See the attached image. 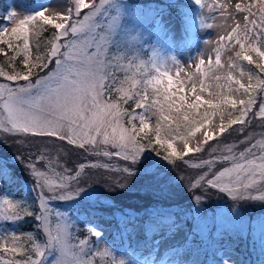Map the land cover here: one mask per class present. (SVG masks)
<instances>
[{
    "label": "snow or ice",
    "instance_id": "obj_1",
    "mask_svg": "<svg viewBox=\"0 0 264 264\" xmlns=\"http://www.w3.org/2000/svg\"><path fill=\"white\" fill-rule=\"evenodd\" d=\"M110 2L111 0H99V3L89 4L86 0H74V8H69L66 14L57 12L55 16H49L43 12H38L34 16L23 17L18 23L13 16L11 22L15 23V26L11 28V35L7 39L9 30H0V44H6L14 53L20 54L22 52L24 57L22 61L23 72L13 69L11 73H7L0 70V77L9 82H25L17 83L14 86H10L8 83H0V108L3 109V112L0 113V128H3L5 132L31 133L33 141L40 137L55 138V140L65 142L57 145L55 141L41 139L35 162L29 160L27 163V167L36 181L38 211L26 208L7 198H0V219L23 218L21 213L23 216H34L39 222L38 226L43 228L48 237L47 243L41 247L34 244L31 234H25L24 239L27 240V244L21 249L20 243L15 242L21 241L22 238L13 235L11 240L14 243L11 248L7 244L0 245V247L3 248L4 252H22L24 258L8 261L6 264H40L41 259L33 260L30 254L34 251L36 256L43 257L47 248L52 246H55L58 251V256L53 264H92L91 258L87 261L81 258L88 242L80 240L78 245H70L66 225L60 222V214H57V223L54 227L49 220L51 210L47 206L48 200L72 199L83 191L82 184L95 182L82 178V174L86 175L84 163H78L75 167H68L61 162L60 155L66 150L67 145H72L73 149H68V151L82 149L89 156L97 158L119 157L121 161L126 163L123 167H116L115 171L121 175L127 174L125 177L127 178L133 174V167L139 161L141 153L152 144V137L147 138V144H141L138 140L140 134L146 135V130L150 127L148 123H145L143 117L140 118L138 129L134 126L124 128L120 124L123 115L128 116L129 125H133L137 117L133 116L131 112H122L117 104L106 103L103 100L105 91L111 92L115 87L113 72L115 70L131 72L139 57L138 54L131 57L121 54L109 58L108 52L110 51L113 32L118 26L119 16H111L104 25L98 24L95 18L108 15L105 6L109 5ZM196 2L199 3V0ZM257 6L260 13L259 20L254 18L256 13L252 12V9ZM219 7L222 16H224L226 5L221 4ZM83 9L90 10L80 18ZM235 9L237 12L248 13L243 17V29L237 24L226 34L229 40L235 37L237 38L236 42L240 44L241 52H237L236 55L240 57L242 53L254 52L261 61H264V50L255 46L257 42L264 46V0H253V3L249 5L236 3ZM73 12H75V18H73ZM37 18L44 25H52L57 30L55 40L59 41L66 37L67 41L64 44L51 43V50L46 58H55L56 69L46 75H37L33 81L31 77L34 75V69L43 70L48 67L46 63H37L44 59L38 54L35 58L37 62H33L31 59L29 28L25 26L36 21ZM207 27H211V25H207ZM257 28L260 31H257ZM16 39L22 40V46L15 44ZM224 40L225 36H221L220 41ZM244 41H252V43L246 45ZM62 48L65 50L61 51ZM0 54H4L2 48H0ZM15 58V55L11 57L12 60ZM121 59H129L130 62L128 65H123L119 62ZM242 59L248 63H253L249 54H243ZM202 63L203 60L196 65L198 71ZM220 63L219 49H217L215 64L220 65ZM140 64H143V61H140ZM228 67L230 71L226 79L229 82H234L239 86V89H243L248 94L247 101L229 99L219 91L210 92L209 95L213 99L205 100L197 94L194 86L190 90L194 98L189 101L186 95L179 94L185 91L183 82L173 80V77L167 72L161 73V78H153V80L143 82L146 86L149 84L162 85L164 81H167V87L162 92L159 87L155 88L157 99L153 100L152 105L147 103V98L143 95H140L139 99L136 100V107L145 108L146 111H150L154 105L159 103L158 112L160 120L164 123H158L154 130L155 143L157 145L166 143V150L170 152V155L163 156L165 160L175 164L173 157L201 152L204 144L215 139L217 135L222 136L237 123L241 127L232 130L241 133L245 131L244 126L249 123L247 117L252 113L253 105L256 102L251 93L257 88L261 93H264V80L249 72L248 83H241L240 79L234 78L231 74V69L238 67V65L229 64ZM256 67L264 72V63H256ZM109 69H113V72H110ZM243 75L244 72L241 71V76ZM219 79L220 77H217V80ZM253 79L256 83H252ZM108 80H112L113 83H107ZM119 83L120 87L116 91L121 93V98L125 101L134 99L133 90L137 89L138 83L135 79V73L132 77L126 75L125 79ZM222 87L225 86L217 85V88ZM173 88L178 89V91H172ZM226 90L232 92L233 88L228 85ZM145 91H147L146 87ZM200 91H205L203 84H201ZM140 101L144 102L141 103ZM223 105L232 108H237L239 105L237 108L239 116L224 122ZM201 108H204L203 112L200 111ZM165 113L168 114L165 115ZM212 115L220 117L221 123L218 127L211 126ZM253 115L261 118V126L264 127V99L260 102L259 111ZM169 121L175 124L176 129H179L182 124L189 128L187 135H179L178 133L179 139L183 142L180 152H177L171 140L165 141L162 138V134L168 135L173 130ZM109 129L111 132L108 131ZM201 129H203V140L199 141L198 146H192L190 144L191 136ZM260 135L264 136V133ZM253 139H255L253 134L246 135L244 140L240 141V144L245 145V147L238 153L235 151V145H225L223 152L226 154L214 157V160L229 162L230 166L223 167L220 171H215L212 168L213 161H201L199 165H193V167L200 168L207 166L208 171L199 175L198 178L194 177L195 183L189 180L190 187L194 189L197 186L200 188L211 186L227 193L234 199H264V140H257L252 143ZM49 143L55 151V156L49 150ZM100 145H111V150L107 147L101 148ZM153 151L160 155L158 150L153 149ZM144 163L147 164L148 161L145 160ZM184 163L187 164L188 161L185 160ZM175 166L178 165L175 164ZM41 167L44 169L43 171H41ZM91 167L112 171L113 164L111 162L95 163ZM106 183L109 187L113 184L118 187H125L119 177L111 175L106 178ZM253 191L261 194L253 195ZM46 192L48 195H45ZM194 198L199 200L202 197L194 196ZM88 231L93 236L98 237L100 235L91 228ZM28 245H33V247L30 248ZM88 251L91 252V249L88 248ZM97 254L92 252V256ZM99 254L108 255L109 253L104 250ZM113 264H122V261L116 262L114 260Z\"/></svg>",
    "mask_w": 264,
    "mask_h": 264
},
{
    "label": "rangeland",
    "instance_id": "obj_2",
    "mask_svg": "<svg viewBox=\"0 0 264 264\" xmlns=\"http://www.w3.org/2000/svg\"><path fill=\"white\" fill-rule=\"evenodd\" d=\"M54 1L55 0H7L6 2L9 6L5 21L0 24V30H9V36L6 37L7 39L11 35V28L15 26V23L11 22V18L13 16H15V20L18 23V21L23 17L34 16L38 12H43L45 15L49 16H55L57 12H64L66 14L69 8H74V0H59L58 4H56ZM184 1L191 2L193 0ZM86 2L99 3V0H86ZM144 2H151V0H111L110 4L105 6L108 15L97 16L95 18L98 24L104 25L111 16H119L118 26L113 32L112 43L110 45V51L108 52L109 58L119 56L121 54L130 57L138 50V46H142V48H145L148 51V59L154 68L153 73L148 78H146V80L161 78L160 74L167 72L173 77V80H179L183 82L185 91L179 94L186 95L189 101L194 98L190 91L193 86L196 88L197 94L201 95L205 100L213 99V97L209 95L210 92L219 91L229 99L247 101L249 98L248 94H246L243 89H239V86L234 82H229L226 79L230 71L228 67L229 64L238 65V67L231 69V74L234 78L240 79L241 83H248V73H253L251 71V67L256 70L259 78L264 80V72L260 71V69L256 67V63H264V61H261L259 57L255 59L252 56L256 55L254 52L242 53V55L249 54L252 56L253 63L249 64L247 61H244L242 59V55L240 57L236 55L237 52H241L240 44L236 42L237 38L234 37L233 39L229 40L226 36V34L230 32L231 29L237 24L240 25L241 29H243V17L248 15V13L237 12L235 9V4L241 3L244 5H249L253 3V0H199L195 12V26L194 30H192L194 38L189 41L184 38V22L180 23L174 16L166 11L158 16L153 25H146L149 14L140 9ZM221 4L226 5L224 16H222L219 7ZM89 10L90 9H83L81 11L80 18H82L83 15ZM252 12L256 13L254 18L259 20V7H254ZM224 17L229 18L225 19ZM73 18H75V12H73ZM42 24L43 23L39 20V18H37L36 21L25 26L29 28V44L30 51L32 52V61L37 62L35 58L38 54L44 59L37 63H46L48 65V67L44 68L43 70L40 68L34 69V75L31 77L33 81L37 75H46L48 72L54 71L56 69L55 58H46L47 54L51 50V43L56 42L58 44H64L67 41L66 37L60 39L59 41L55 40L57 30L54 29L52 25H49L53 28V31L52 36L49 38L46 44L47 49L46 51L42 49L37 52V49L40 47L39 43H35V37ZM207 25H211V27H207ZM249 27H251V25H249ZM98 31H100V29H98ZM257 31H260V29L257 28ZM221 36H225L224 41H220ZM133 38L135 39L133 40ZM22 43L23 42L20 39L15 40V44L22 46ZM244 43L247 45L248 43H252V41H244ZM255 46L261 47L262 50H264V46L258 42L255 43ZM217 49H219V58L221 61L220 65L215 64V60L217 58ZM64 50L65 49L63 48L61 49V51ZM23 59L24 57L22 54V60ZM201 60H203V63L201 64L198 71L196 65L200 64ZM123 61L127 62L128 59H124ZM136 67L137 66L134 64L132 71L127 73L124 70H121L120 72L122 73V79L124 80L126 75L132 77L133 71L136 70ZM23 70L20 72H23ZM111 70L112 69H109V71ZM241 71L244 72L243 76H241ZM217 77H220V79L217 80ZM109 81L110 80H108L107 83ZM0 83H8L10 86H14L17 83L25 82H9L3 77H0ZM252 83H256L255 79H253ZM201 84L205 86V91L203 92L200 91ZM218 84L225 87L217 88ZM228 85L233 88L232 92H227L226 86ZM119 87L120 83L116 85V89ZM145 87L148 89V93H150L149 88L153 89L152 100H155L157 99L155 88L159 87L162 92L163 89L167 87V81H164L162 85L149 84L144 86L140 93L147 98L148 94L147 91H145ZM172 91L175 92L178 91V89L173 88ZM251 95L255 97L256 102L253 105L252 113H250L247 117L249 123L244 126L245 131L243 133L232 130L240 128L241 125L239 123L233 125L232 128L228 129L222 136L217 135L215 139L210 140L207 144H204L201 152L189 153L182 157H173L175 158V164L178 166H175L174 163H170L169 161L166 162L165 160H161L157 162L155 161L153 164L151 163L141 167H133L132 175L137 174L139 177H141L139 178L140 183H143L146 180L151 181L148 179V173L155 170L153 168L156 166L162 170L156 173V178L153 181L155 183L151 186L149 192L147 193L144 191V189H142L141 186H139L141 184H137L138 182L126 181V183H124L125 187H123V191L120 189V187L114 186L116 189L111 188V191L115 190L116 196L111 194V196L103 198L102 194L98 191H95L92 187L100 182V178L97 175L98 172L90 175L91 169H94L91 167V165L95 163L111 162L113 164L112 170H115L116 167H123L126 162L121 161L119 157L97 158L95 156H89L82 149L68 151V149H73V146L67 145L66 150L60 155L61 162L65 163L68 167H75L78 163H87L88 166L86 175L82 174V178L95 182H86L85 184H82L81 186L83 187V191L79 192V194L74 196L72 199H68L70 201L60 199L48 200L47 206L51 210L49 216L50 223L54 227L57 223V214H60V222L66 225L69 244L78 245L80 240H86L88 245L85 249V252L81 254V258L85 261L91 258L92 264H94L95 256L98 257L96 264H113L114 260L116 262L122 261V264H204L206 261L202 260V247L197 245V242L193 239V235H189V240L185 241L184 243L177 244L178 240H182L185 237L184 232L186 227H184L183 223H175L172 225L165 237L157 239L153 247H147L144 250L132 249V247L126 245H122L123 247L116 246L110 243L107 239V227L98 223H86L85 227L87 230L91 228L100 234L98 237L93 236L94 241L91 243V239L87 234L83 236H77L75 217L68 214L67 210L58 207V201L62 202L63 205L69 204V206H74L73 203L79 202H87L86 204H98L96 202H104L111 206H121L125 209V211H127L136 208V205L146 203L148 200L150 201L149 203H146L148 205L151 202L152 204H155L157 201L163 200L164 205L162 207H164V212L182 206L185 207L186 210L188 208L191 209L192 218L194 219L193 222L194 225H196L194 230L202 239V242L206 240V231L208 227H210L211 223H213L211 220L212 215L217 217L216 221H218L220 225L218 230L228 231L231 234H236L237 236H241L244 233L248 234L245 230V221L247 216L253 218L254 229L257 230L259 227L264 226V199L247 198L241 199L240 201L239 199L230 197L225 192L219 191L217 188H212L211 186L200 188L197 186V188L193 189L188 183L189 180L195 183V179H193L194 177L198 178L199 175L208 171L207 166L203 168L193 167V165H199L201 161H213L212 168L215 171H220L223 167L230 166L229 162L218 159L214 160V157H219L222 154H226L223 152L225 145H235V151L238 153L245 147V145L240 144V141L244 140L245 136L249 133L253 134L255 137L252 143H255L257 140H264V136L260 135L261 133H264V127L261 126V118L253 115L255 112L259 111V105L261 100L264 99V93H261L259 88H257L251 93ZM160 99L162 100V97H160ZM103 100L106 103H111L107 99V91H105L103 95ZM158 108L159 103L154 105L150 111H146L145 108H143L139 117L137 118L138 128L140 126L141 117L144 118L145 123L150 125L146 132L154 131L158 123L163 124L164 122L160 120ZM223 108L224 122H227L229 119L236 118L230 117L226 105H223ZM201 109L204 111V108ZM2 112L3 109L0 108V113ZM167 114L168 113H165V115ZM220 123V117L218 115H212L210 122L211 126L218 127ZM120 124L125 128L121 121ZM108 131L111 132V129ZM202 133L203 129L191 136L190 144L192 146H198L199 141L203 140ZM24 134L27 133L20 131L5 132L3 131V128H0V151L4 150L5 147L8 146L5 141H2L3 139L8 142L13 135L19 137L24 136ZM187 134L188 132L179 135ZM24 137L28 136L25 135ZM162 138L165 141L171 140L173 146L177 149V152H180L183 147L182 140L179 139L178 133H175L174 131L169 132L168 135L162 134ZM41 139L55 141L57 145L64 144L63 142L61 143V141L55 140V138L40 137L35 138L34 141L30 139L29 141H32L33 143H29L34 144L37 149ZM10 144H12L11 141ZM209 145H211V147H209ZM18 147L20 146L18 145ZM100 147H107L111 150V145H100ZM213 149H216V151H213ZM49 150L52 151V155L55 156V151L52 149L51 143H49ZM26 151L33 153V155L30 156H35L37 153V151H33L29 148ZM168 153L170 155L169 151ZM146 155L147 154H141L139 159L141 160L142 158L147 157ZM17 159H19V156L16 153H12L8 155V157L5 155L0 156V175L2 173V167L6 166L5 162L9 161L12 163V165H14L15 160ZM185 160L188 161L187 164L184 163ZM43 170L44 169L41 167V171ZM173 179H175L174 182L177 183L170 191L169 188L166 187L169 183L171 184L173 182ZM141 180H143V182ZM35 183L36 181L34 184L31 182H26L25 178L22 177V186L29 190L32 189L31 191H33L35 194L34 196L39 210V202L37 200L38 190L35 188ZM161 183H163V185H161ZM136 193L138 194L133 196ZM252 194L260 195L261 193L253 191ZM45 195H48V193L46 192ZM194 196L202 198L197 200L194 198ZM113 197H115L114 200ZM0 198H7L12 202L17 203V199L10 192L0 193ZM210 207H214L216 209L211 212L209 210ZM195 209L200 210L195 211ZM16 220L17 219H0V245L7 244L9 247L13 245L14 242L11 240V237L13 235L17 236L20 233V230L15 225ZM39 228L40 237L35 241L34 244L40 245L42 247L47 243L48 237L43 231V228ZM134 234H136V232H134L133 235ZM222 246L223 247L218 251V257L208 260L209 264H236L238 261V256L231 247V242L225 240L223 241ZM88 248L91 249V252L88 251ZM0 249L3 248L0 247ZM104 250H107L109 254H99ZM92 252H96L98 254L92 256ZM57 256L58 251L55 246H52L47 248L43 257L36 256L34 252L33 255L31 254V259H41L40 264H53ZM6 261L7 259L0 255V264Z\"/></svg>",
    "mask_w": 264,
    "mask_h": 264
},
{
    "label": "trees",
    "instance_id": "obj_3",
    "mask_svg": "<svg viewBox=\"0 0 264 264\" xmlns=\"http://www.w3.org/2000/svg\"><path fill=\"white\" fill-rule=\"evenodd\" d=\"M165 0H151V3H147L142 5V10L149 12L152 17H157L159 13L164 11L165 9L170 10L174 15L177 17H180L181 14V2L180 0H172L171 2L167 4H163ZM7 8L6 0H0V22L2 17L4 16L5 10ZM53 28L49 25L42 24L37 31L36 37H35V43H39V50L46 51L47 47L46 44L49 40V38L52 36ZM0 48L4 50V54H0V70L11 73L13 69L16 71H21L24 69L23 63H22V54L14 53L11 49L8 48L6 44H0ZM15 55V60H12L11 57ZM255 59L258 57L256 55H252ZM251 56V57H252ZM250 64V63H249ZM142 67V65H140ZM251 71L255 76H258L255 69L251 67ZM119 72L114 71L113 75L115 78V87H113L112 91H107V99L111 103L117 104L122 112H131L133 116L136 117V100L139 99L140 94L137 95V98L129 99L127 101L123 100L121 98V93L116 91V85L119 84L120 81H123L122 76L119 77ZM259 77V76H258ZM113 81L111 82V84ZM149 98H147V103L149 105H152V98L153 93L150 89V93L148 95ZM141 102V101H140ZM227 110L229 111V115L231 118H235L239 116V112L237 111V108H232L228 105ZM201 112H203V109H200ZM174 115V113H173ZM121 122L125 126V128L129 127H136L137 121L135 120L133 122V125L128 124V116L123 115L121 118ZM169 124L172 127V131L175 133H187L189 132L188 127H184L182 124L179 129H176L175 124L171 121ZM27 135L28 137H24ZM24 136L17 137L16 135H13L10 139L12 144H10V141H6L3 139L2 141H5L8 146L5 147L4 150L0 151V155L8 156L12 153H16L19 155V159L15 161V164L12 165V163L5 162L6 166H3L2 173L0 175V193L4 192H10L15 198L17 199V203L33 210L38 211V206L36 204L35 200V194L33 191L26 189L22 186V177L25 178L26 182H31L34 184V178L29 171L27 167V163L29 160H31L33 155L32 152L26 151L28 148L37 151L36 147L32 141H29L31 139L32 135L24 134ZM155 131L146 132L145 134H140V137H138V140L141 144H147V138L152 137V144L150 147H147L145 151L141 154H147L145 158H142L134 165V167H141L143 165H148L153 162H157L159 160L164 161L165 159L163 156L169 155L168 150H166L167 145L160 144L157 145L154 141ZM30 137V139H29ZM142 137V138H141ZM30 142V143H29ZM62 143V142H61ZM18 145L20 147H18ZM153 149H156L160 152V155H158L156 152L153 151ZM150 154V157H149ZM36 156V155H35ZM30 158V159H29ZM145 160L148 161L147 164H145ZM175 160V158H173ZM78 161V160H77ZM168 162L167 160H165ZM79 162V161H78ZM38 167H40L39 164H37ZM174 166V165H173ZM152 172L148 173V179L145 182L141 180L143 183L139 182V177L136 175H131V177H127V174L121 175L120 173L116 172L115 170L109 171V169L104 168H94L91 169L90 175L93 173H97L98 177L100 178V182L97 183V185L92 186L95 191H98L102 194L103 198H107V196H111V194H114L116 196L115 190L111 191L112 189H116V185L113 184V186L109 187L106 183V178L108 176L113 177H119L121 183H126L129 181H136L137 184H141L139 186L144 189V191L149 192V189L151 186L155 183L153 182L156 178V173L159 171H162L159 167L153 168ZM87 167L84 169V172L86 173ZM92 172V173H91ZM88 175V174H87ZM173 182L167 185L166 188H169L171 191L172 187L174 188V185L177 182H174L175 179L172 180ZM165 183V182H163ZM161 183V185H163ZM116 186V187H114ZM31 188V187H30ZM120 189L123 191V187H120ZM140 193V192H139ZM138 193L134 194L133 196H136ZM115 197H113V200ZM241 201V199H239ZM70 201V200H67ZM150 201H146V203H149ZM161 202V205H160ZM87 203V202H86ZM83 202L79 203H73L74 206H69V204L63 205L62 202L58 201L57 206L61 207L68 211V214L75 217V224H76V234L77 236H83L85 234L88 235V237L93 241V235L88 234L89 231L86 229L85 224L86 223H98L102 226H105L108 228L107 231V239L110 243L119 246V245H131L132 241L137 244V246L141 243H143V240L150 239L154 240L156 237L162 236L166 233L167 229L175 222L184 221V225H186L189 230L192 231V234L194 235V239L198 242L197 245H202L201 241L202 239L197 235L195 232L194 222L192 221L191 217H188L189 214H192V211L190 208H188L185 211V207H181V212L177 214L176 216L170 215L168 212H164L162 207L163 200L157 201V203L152 204V202L148 205L146 203L141 205H136V208L130 209L125 211V209L121 206H111L107 205L104 202H96L98 204L89 203L86 204ZM114 208V209H111ZM171 208V207H170ZM129 211V212H128ZM131 211V212H130ZM21 216L23 218H19L16 220V227L20 230V233L17 235V237H21V241H17L15 243H20L21 249L24 248V246L27 244V240L24 239L25 234H31L34 240V243L36 240L40 237V228L38 221L34 216H23V213H21ZM142 222L144 227L142 226ZM133 230H138L136 235L132 234ZM230 241L231 247L233 250L237 253L238 261L236 264H257L259 261L258 255L255 253V240L252 236H237L236 234H231L228 231L224 230H218L216 231L215 235V242L218 244V246L223 243V241ZM208 243V241L206 240ZM28 247H33V245H28ZM11 248V247H10ZM204 256H209L211 254L210 248L206 247L204 248ZM34 251L31 253L33 255ZM30 254V255H31ZM0 255L4 256L7 261L12 260H20L24 258V254L22 252H16L13 253L11 251L4 252L3 249H0ZM98 261V257H94V264H96ZM6 262H3L2 264H6Z\"/></svg>",
    "mask_w": 264,
    "mask_h": 264
},
{
    "label": "bare ground",
    "instance_id": "obj_4",
    "mask_svg": "<svg viewBox=\"0 0 264 264\" xmlns=\"http://www.w3.org/2000/svg\"><path fill=\"white\" fill-rule=\"evenodd\" d=\"M54 2H56V4H58L59 3V0H55ZM62 6V5H61Z\"/></svg>",
    "mask_w": 264,
    "mask_h": 264
}]
</instances>
